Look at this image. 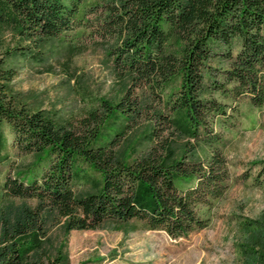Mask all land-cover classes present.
<instances>
[{
	"label": "trees",
	"instance_id": "16d2710c",
	"mask_svg": "<svg viewBox=\"0 0 264 264\" xmlns=\"http://www.w3.org/2000/svg\"><path fill=\"white\" fill-rule=\"evenodd\" d=\"M4 27L38 50L16 44L0 57V161L10 147L33 157L0 183V198L38 205L5 231L0 264H27L42 250L48 208L66 233L137 222L176 239L210 226L232 186L217 126L229 129L244 99L264 106V0H0V34ZM77 28L109 42L126 87L116 102L100 97L61 121L23 103L12 81L19 61L43 60L49 41ZM255 164L253 181L264 187V161ZM77 183L92 190L77 194ZM257 255L253 264H264V241ZM42 264L69 261L46 255Z\"/></svg>",
	"mask_w": 264,
	"mask_h": 264
},
{
	"label": "rangeland",
	"instance_id": "374dc122",
	"mask_svg": "<svg viewBox=\"0 0 264 264\" xmlns=\"http://www.w3.org/2000/svg\"><path fill=\"white\" fill-rule=\"evenodd\" d=\"M0 57L5 48L21 44L38 50L33 43L19 38L18 33L4 27L1 31ZM109 42L82 34L77 28L64 40L56 38L43 48V60L30 57L19 61L12 90L23 103L33 109L51 111L61 121L75 119L96 106L103 97L116 102L126 83L113 70L108 53ZM38 53V52H37ZM241 114L228 118L223 132L225 152L230 162L232 186L215 210L207 228L185 237L171 238L162 230H149L141 223L107 222L88 230L73 229L66 233L64 219L54 209L43 213L46 235L43 248L31 254L27 264H42L44 257L63 255L69 264H253L264 241V187L253 179L264 161V106L253 107L247 99L240 103ZM143 128L131 138V145L141 140ZM140 137V138H139ZM178 142V147L183 144ZM125 144L124 149L130 150ZM144 143L141 148H147ZM32 156L10 147L9 161H0V183L15 176V169L31 166ZM89 184L77 183L75 191H91ZM1 194V191H0ZM38 205L34 198L3 196L0 198V252L5 245V231L11 230L26 209ZM245 220L254 223L246 225ZM250 227V228H248ZM252 227H255L253 229ZM252 250L244 254V248Z\"/></svg>",
	"mask_w": 264,
	"mask_h": 264
}]
</instances>
